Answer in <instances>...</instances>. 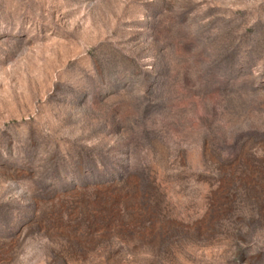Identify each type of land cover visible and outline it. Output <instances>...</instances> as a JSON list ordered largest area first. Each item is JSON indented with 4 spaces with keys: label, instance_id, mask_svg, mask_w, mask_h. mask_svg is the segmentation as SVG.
I'll return each mask as SVG.
<instances>
[{
    "label": "rangeland",
    "instance_id": "rangeland-1",
    "mask_svg": "<svg viewBox=\"0 0 264 264\" xmlns=\"http://www.w3.org/2000/svg\"><path fill=\"white\" fill-rule=\"evenodd\" d=\"M0 264H264V0H0Z\"/></svg>",
    "mask_w": 264,
    "mask_h": 264
}]
</instances>
